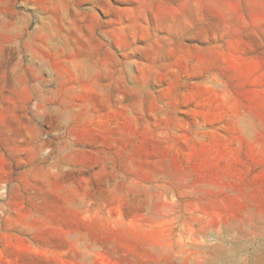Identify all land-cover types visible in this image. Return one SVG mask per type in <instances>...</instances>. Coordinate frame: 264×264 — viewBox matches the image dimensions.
I'll return each instance as SVG.
<instances>
[{
  "label": "rangeland",
  "instance_id": "rangeland-1",
  "mask_svg": "<svg viewBox=\"0 0 264 264\" xmlns=\"http://www.w3.org/2000/svg\"><path fill=\"white\" fill-rule=\"evenodd\" d=\"M0 264H264V0H0Z\"/></svg>",
  "mask_w": 264,
  "mask_h": 264
}]
</instances>
